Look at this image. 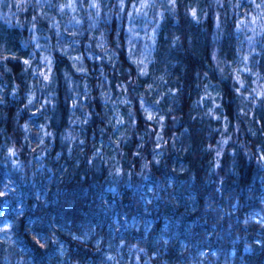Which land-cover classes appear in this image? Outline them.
Listing matches in <instances>:
<instances>
[{
  "label": "clouds",
  "instance_id": "obj_1",
  "mask_svg": "<svg viewBox=\"0 0 264 264\" xmlns=\"http://www.w3.org/2000/svg\"><path fill=\"white\" fill-rule=\"evenodd\" d=\"M0 264H264V0H0Z\"/></svg>",
  "mask_w": 264,
  "mask_h": 264
}]
</instances>
